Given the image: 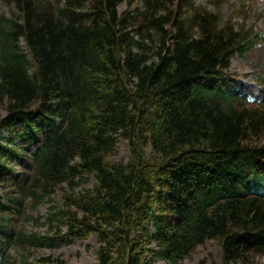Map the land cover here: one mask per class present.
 Wrapping results in <instances>:
<instances>
[{
  "label": "trees",
  "instance_id": "obj_1",
  "mask_svg": "<svg viewBox=\"0 0 264 264\" xmlns=\"http://www.w3.org/2000/svg\"><path fill=\"white\" fill-rule=\"evenodd\" d=\"M11 2L0 16L2 263L13 247L95 235L93 264H183L210 240L219 264H264V75L251 85L231 72L264 34L224 21L215 0ZM121 141L129 158L111 162ZM58 191L54 235L13 226Z\"/></svg>",
  "mask_w": 264,
  "mask_h": 264
},
{
  "label": "rangeland",
  "instance_id": "obj_2",
  "mask_svg": "<svg viewBox=\"0 0 264 264\" xmlns=\"http://www.w3.org/2000/svg\"><path fill=\"white\" fill-rule=\"evenodd\" d=\"M89 2L93 0H88ZM210 0H196L197 4L208 5ZM219 4V11H222L224 21L232 20L237 27L242 25L255 32L264 34V0H215ZM88 2V3H89ZM11 0H0V16L10 17L15 12ZM136 7H142L141 2L136 3ZM127 8L123 4L120 8L124 11ZM132 33V32H131ZM231 72L237 79L244 83L255 85L258 78L264 75V38L261 39L252 49L244 56H236L232 61ZM5 106L0 103V118L5 116ZM117 155L111 156V162H126L129 158V146L126 141H121L118 147ZM19 169V168H18ZM91 182L86 187H91ZM13 191V189H9ZM17 195V194H11ZM63 191H58L51 199L39 204L36 208L28 207L25 213L16 214L13 226L24 233V236L37 234L40 236H52L48 233L49 226L46 219L53 210L59 211L64 205L62 200ZM21 197V194L18 193ZM33 204V200H29ZM20 232V233H21ZM60 230L56 231V235ZM99 247L97 236L91 235L88 240H63L58 239L53 246L44 248H33L27 251L18 248H10L8 257H11L7 264H22L20 256H27L29 261L35 262L38 259L51 258L58 259L63 264H93L96 262V251ZM23 253V254H21ZM223 250L218 240L207 241L204 245L199 246L190 258L186 259L183 264H219L222 262ZM16 259V260H14ZM264 261V258L261 259ZM158 264H170L165 261H159Z\"/></svg>",
  "mask_w": 264,
  "mask_h": 264
}]
</instances>
